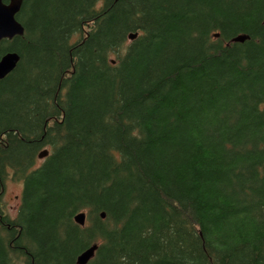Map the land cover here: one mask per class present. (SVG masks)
Here are the masks:
<instances>
[{
  "label": "trees",
  "instance_id": "trees-1",
  "mask_svg": "<svg viewBox=\"0 0 264 264\" xmlns=\"http://www.w3.org/2000/svg\"><path fill=\"white\" fill-rule=\"evenodd\" d=\"M18 21L0 264H264V0H23Z\"/></svg>",
  "mask_w": 264,
  "mask_h": 264
},
{
  "label": "water",
  "instance_id": "water-1",
  "mask_svg": "<svg viewBox=\"0 0 264 264\" xmlns=\"http://www.w3.org/2000/svg\"><path fill=\"white\" fill-rule=\"evenodd\" d=\"M23 0H9V3H5L4 0H0V46L3 40H12L15 37L23 36L25 29L23 25L18 21V14L21 11ZM218 36V35H216ZM134 39V36H131ZM238 40L240 38H237ZM20 61V57L16 53H8L0 60V79L5 78L11 73ZM48 155V151L45 150L40 154V158H45ZM104 217V214L102 215ZM76 224L82 226L85 225L86 214L81 213L76 216ZM97 250L96 246H92L89 250L84 252L78 258V264H87L91 258L95 255Z\"/></svg>",
  "mask_w": 264,
  "mask_h": 264
},
{
  "label": "rangeland",
  "instance_id": "rangeland-1",
  "mask_svg": "<svg viewBox=\"0 0 264 264\" xmlns=\"http://www.w3.org/2000/svg\"><path fill=\"white\" fill-rule=\"evenodd\" d=\"M7 187L6 195L4 196L5 206L7 211L9 210L12 215H15L20 205L19 195L22 194L21 191L23 192V184L9 182Z\"/></svg>",
  "mask_w": 264,
  "mask_h": 264
},
{
  "label": "bare ground",
  "instance_id": "bare-ground-1",
  "mask_svg": "<svg viewBox=\"0 0 264 264\" xmlns=\"http://www.w3.org/2000/svg\"><path fill=\"white\" fill-rule=\"evenodd\" d=\"M7 4V3H6ZM97 251V250H96ZM96 251H95V253H96ZM94 257V256H93Z\"/></svg>",
  "mask_w": 264,
  "mask_h": 264
}]
</instances>
